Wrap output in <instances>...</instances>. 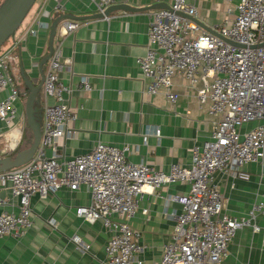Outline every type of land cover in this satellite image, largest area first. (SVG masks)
<instances>
[{
  "label": "built area",
  "instance_id": "1",
  "mask_svg": "<svg viewBox=\"0 0 264 264\" xmlns=\"http://www.w3.org/2000/svg\"><path fill=\"white\" fill-rule=\"evenodd\" d=\"M163 1L152 0L163 6L150 11L146 50L135 59L145 81L144 91L160 94L174 104L177 94L171 88V77L180 75L190 88L194 87L198 105L206 106L207 114L215 117L209 136L191 144L187 166L171 164L167 171L129 161L126 145L100 141L84 153L59 157L57 142L75 114L67 103L73 88L59 77L69 60L61 56L56 44L41 84L38 145L26 163L0 172V206L14 202L17 208L16 213L0 211V237L18 240L30 228L33 195L45 199L60 187L74 190L79 186L86 188L88 203L75 206L74 214L89 223L99 220L108 233L102 264H223L237 229L250 226L253 232L260 230L256 216L264 215V189L246 216H231L223 210L214 175L234 174L250 162L262 165L263 125L258 123L244 131L241 127L264 120V0H225L231 5L212 31L191 19L197 13L196 0ZM89 2L100 14L112 4V0ZM49 23L39 22L37 28L24 30L22 36L35 34L38 28L47 30ZM77 26L76 21L62 19L56 29L63 36ZM22 36H13L9 47L0 52V122L8 128L6 137L0 139L5 150L0 157L12 154L21 144L24 121L16 120L14 108L20 91L10 63ZM75 89L89 91L91 86L82 76ZM175 182L187 184L188 190L164 197L165 205L176 202L180 210L170 213L174 225L159 260L144 262L136 256L143 246L129 220L139 209L143 192L153 193ZM140 211L145 214L146 208ZM46 223L55 226L53 219Z\"/></svg>",
  "mask_w": 264,
  "mask_h": 264
},
{
  "label": "crops",
  "instance_id": "2",
  "mask_svg": "<svg viewBox=\"0 0 264 264\" xmlns=\"http://www.w3.org/2000/svg\"><path fill=\"white\" fill-rule=\"evenodd\" d=\"M153 4L152 0H112L108 18H65L76 21L78 26L63 36L56 29L52 47L58 44L61 56L69 60L59 77L73 88L67 103L75 114L66 124L68 131L57 142L59 157L84 153L100 141L113 146L126 145L129 161L145 162L156 170L167 171L171 164L187 166L191 144L209 136L215 117L207 114L206 106L198 105L194 87L190 88L180 75L171 77V88L177 94L174 104L160 94L149 95L144 91L145 81L135 59L146 50L149 13L154 9L149 7ZM228 4L225 0H196L195 19L214 29ZM95 13L89 0H36L14 37L19 38L24 30L35 29L37 23L50 22L60 14L80 17ZM47 32L48 29L38 28L35 34L23 35L14 50L16 57L10 70L14 79L20 80L17 85L20 94L14 103L16 120L24 121L20 70L34 83L39 81L37 65L47 52ZM46 68L47 62L41 68L43 75ZM82 76L91 86L89 91L75 89ZM42 100L40 89L36 101L40 128ZM258 123L264 127L262 120L244 124L241 130ZM27 131L24 122L21 135L25 132V140ZM7 132L8 128L0 122V139ZM0 153H5L1 145ZM214 181L222 194L223 210L231 216L244 217L264 189V157L261 167L250 162L234 174L217 172ZM187 190V184L175 182L153 193L143 192L139 209L129 220L139 233L138 243L143 246L136 255L139 259L159 260L174 225L170 213L180 210L176 202L165 205L164 197ZM86 203L88 192L84 186L74 190L60 187L45 199L33 195L30 228L18 240L0 237V264H102L108 233L99 220L89 223L74 214L75 206ZM141 208H146L145 214ZM1 210L17 212L14 202L0 206ZM47 219H53L55 226H49ZM256 223L258 231L253 232L250 226L235 231L223 264H264V215H257Z\"/></svg>",
  "mask_w": 264,
  "mask_h": 264
},
{
  "label": "water",
  "instance_id": "3",
  "mask_svg": "<svg viewBox=\"0 0 264 264\" xmlns=\"http://www.w3.org/2000/svg\"><path fill=\"white\" fill-rule=\"evenodd\" d=\"M35 1L36 0H2V2L0 3V46L8 38L10 39L13 38L14 32L20 26L26 13L35 3ZM161 6L163 5L153 4L149 8L152 9ZM110 7L111 5H109L106 8L103 14L95 13L94 15L91 16H80V17L60 14L51 19L47 32V52L39 60L37 65L38 75L40 77L39 81L37 83H34L25 74L23 69L20 70L19 73L23 88L22 95L24 96V103H23L24 122L30 133V140L27 142L26 145L24 146L20 145L12 154L4 157H0V172L18 167L26 163L32 157L38 145L41 128L39 124L38 108L36 106V101H37L38 92L41 89V84L44 76L41 68L42 65L47 62L52 52V43H53V38L55 36L57 23L65 18L83 19L92 16L95 17H102L103 15L108 16V10ZM191 19L195 21L202 29L207 31H212L210 28L202 24L199 20L195 18H191Z\"/></svg>",
  "mask_w": 264,
  "mask_h": 264
},
{
  "label": "rangeland",
  "instance_id": "4",
  "mask_svg": "<svg viewBox=\"0 0 264 264\" xmlns=\"http://www.w3.org/2000/svg\"><path fill=\"white\" fill-rule=\"evenodd\" d=\"M2 2V0H0V3ZM228 4V3H227ZM228 5H231V4H228ZM228 5H226V8L228 7ZM34 7V6H33ZM225 8V9H226ZM18 33V30H16L15 32H14V35L13 36H15L16 34ZM10 43H11V39L10 38H8L1 46H0V52L2 51V50H5V48L6 47H8V45H10ZM15 84L16 85H20V80L19 79H15ZM28 130V129H27ZM28 133H27V138H26V140H25V132L21 135V139H22V141H21V144L24 142V140H25V143H23V146L24 145H26L27 144V142L30 140V133H29V131H27ZM15 152V151H14Z\"/></svg>",
  "mask_w": 264,
  "mask_h": 264
},
{
  "label": "trees",
  "instance_id": "5",
  "mask_svg": "<svg viewBox=\"0 0 264 264\" xmlns=\"http://www.w3.org/2000/svg\"><path fill=\"white\" fill-rule=\"evenodd\" d=\"M34 4H35V3H34ZM34 4L31 6V8H30V9L28 10V12L26 13V15H25L24 19L22 20V22H21L20 26L17 28V30H19V29H20V27H21V25H22L23 21L25 20V18L27 17V15H28V14H29V12L31 11V9L33 8ZM38 106H40V105H39V103H38Z\"/></svg>",
  "mask_w": 264,
  "mask_h": 264
}]
</instances>
